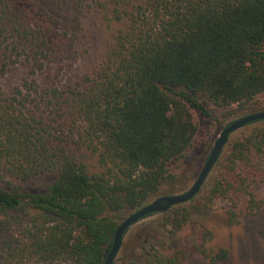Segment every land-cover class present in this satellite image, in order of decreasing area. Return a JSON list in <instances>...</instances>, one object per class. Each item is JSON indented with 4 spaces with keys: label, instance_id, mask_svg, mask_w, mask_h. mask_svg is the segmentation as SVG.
Listing matches in <instances>:
<instances>
[{
    "label": "trees",
    "instance_id": "obj_1",
    "mask_svg": "<svg viewBox=\"0 0 264 264\" xmlns=\"http://www.w3.org/2000/svg\"><path fill=\"white\" fill-rule=\"evenodd\" d=\"M88 7L119 29L101 64L66 81ZM261 95L264 0H0V264H104L124 217L173 192V164L191 152L199 117L212 119L197 97L244 113ZM222 155L201 205L226 202L234 226L241 205L261 209L264 121ZM44 174L55 177L46 189L22 184ZM160 215L153 235L137 234L143 264L229 259L210 250L190 205Z\"/></svg>",
    "mask_w": 264,
    "mask_h": 264
},
{
    "label": "rangeland",
    "instance_id": "obj_2",
    "mask_svg": "<svg viewBox=\"0 0 264 264\" xmlns=\"http://www.w3.org/2000/svg\"><path fill=\"white\" fill-rule=\"evenodd\" d=\"M46 3L49 4V2ZM52 4L53 3H50L49 5ZM96 12L94 7H88L87 9L88 17L85 19L81 31L82 38L80 39L81 46H79V54L77 56L74 55V59H71L70 62H68V60L65 64L63 75L66 81H76L79 79L80 75L85 74L101 64L112 43L113 34L119 29L117 24L111 27L102 23V21L98 19ZM197 99L207 103V108L212 114V119L206 121L202 117H199L200 131L191 152L185 159L173 164L172 169L178 177V182L173 186V192L170 195L183 194L191 188L224 127L242 116L264 111V95L258 97V102L260 103L258 110L244 113L238 112L237 106L222 108L207 102L204 98L197 97ZM236 135L237 133L233 135L231 139ZM227 147L228 145L224 149L225 151L222 155V159L227 152ZM76 154L81 161L88 165L92 172L98 171L97 158L90 151L83 149L77 150ZM214 177L215 172L213 171L198 196L193 199V202L187 203V205L192 207L200 222L213 234V239L208 244V247L213 252L222 249L229 252V259L221 264H264V183L258 185L255 189L257 198L261 202L260 211L255 215L248 216L244 210L245 206L241 205L239 208V214L241 215L240 222L231 226L228 220V205L226 202H218L211 211H207L201 205L206 191L209 189L208 187ZM54 179L55 177L53 175L44 174L34 177L32 180L23 182L22 184L30 190H43L46 189ZM160 196H166V194ZM128 215H126L124 219ZM161 218L162 216L158 214L132 227L131 232L124 239L122 249L114 264H131L132 261L143 264V259L140 258L139 254L138 247L140 241L137 240V234L140 232V234L143 233L142 235L146 233L153 235L152 231L154 228L158 227ZM190 230L191 226H188L181 237L184 238ZM161 242L163 243L162 247L169 245L164 238L161 239ZM175 246L176 243L174 244V247ZM174 247H167L170 249L160 250L169 253L174 250ZM184 264H210V262L200 255L189 254Z\"/></svg>",
    "mask_w": 264,
    "mask_h": 264
},
{
    "label": "water",
    "instance_id": "obj_3",
    "mask_svg": "<svg viewBox=\"0 0 264 264\" xmlns=\"http://www.w3.org/2000/svg\"><path fill=\"white\" fill-rule=\"evenodd\" d=\"M260 121H264V111L242 116L224 127L214 143L209 157L197 179L187 192L179 195L160 196L145 206L131 212V214H129L118 226L114 235L111 250L106 257L104 264H114L122 249L125 233L129 229L140 223L148 216L167 213L177 206L190 203L195 197H197L207 182L214 167L218 163L224 149L229 144L231 137L253 123Z\"/></svg>",
    "mask_w": 264,
    "mask_h": 264
}]
</instances>
